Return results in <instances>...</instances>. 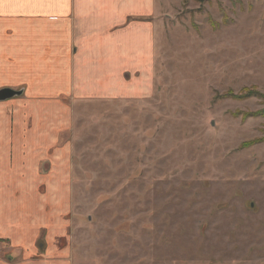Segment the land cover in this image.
I'll list each match as a JSON object with an SVG mask.
<instances>
[{"label":"rangeland","instance_id":"1","mask_svg":"<svg viewBox=\"0 0 264 264\" xmlns=\"http://www.w3.org/2000/svg\"><path fill=\"white\" fill-rule=\"evenodd\" d=\"M154 29L146 96L36 91L38 145L0 164L4 225L41 226L39 247L66 227L83 264H264V0H155ZM2 101L0 135L24 110Z\"/></svg>","mask_w":264,"mask_h":264},{"label":"crops","instance_id":"2","mask_svg":"<svg viewBox=\"0 0 264 264\" xmlns=\"http://www.w3.org/2000/svg\"><path fill=\"white\" fill-rule=\"evenodd\" d=\"M154 9L155 0H0V89L24 88L20 98L2 101V107L24 108L18 122L0 135L2 166L11 163L4 155H29L38 145V89L50 85L71 92L73 99L131 101L153 90ZM55 98L73 106L65 96ZM8 188L0 183V239L14 241L9 246L18 254L0 256V264H83L72 244L55 241L66 234V227L46 238L47 230L35 226L39 235L37 231L26 242L17 233L22 228L17 221L14 229L4 225ZM15 194L19 196V189ZM43 232L48 241L39 247L36 240Z\"/></svg>","mask_w":264,"mask_h":264},{"label":"water","instance_id":"3","mask_svg":"<svg viewBox=\"0 0 264 264\" xmlns=\"http://www.w3.org/2000/svg\"><path fill=\"white\" fill-rule=\"evenodd\" d=\"M22 89L21 90H14L12 88H8V87H5V88H1L0 89V101L1 100H7V99H10V98H13L15 96H19L22 94Z\"/></svg>","mask_w":264,"mask_h":264},{"label":"trees","instance_id":"4","mask_svg":"<svg viewBox=\"0 0 264 264\" xmlns=\"http://www.w3.org/2000/svg\"><path fill=\"white\" fill-rule=\"evenodd\" d=\"M243 91H245L244 92V94L242 93L241 95H235L236 97H238L239 99H242V98H246L247 96H249V95H251V94H253V93H256V92H253V91H250V90H247V89H243ZM227 95H232V94H227ZM232 96H234V95H232ZM260 97H262L263 99H264V97L262 96V95H259ZM255 140H253V141H251V142H247V143H244L243 144V146H245V145H250L251 143H253Z\"/></svg>","mask_w":264,"mask_h":264},{"label":"bare ground","instance_id":"5","mask_svg":"<svg viewBox=\"0 0 264 264\" xmlns=\"http://www.w3.org/2000/svg\"><path fill=\"white\" fill-rule=\"evenodd\" d=\"M24 92V90L22 91V93Z\"/></svg>","mask_w":264,"mask_h":264}]
</instances>
